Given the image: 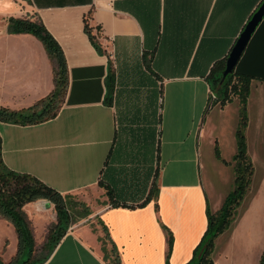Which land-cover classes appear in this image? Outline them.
Returning a JSON list of instances; mask_svg holds the SVG:
<instances>
[{
	"label": "crops",
	"instance_id": "0c3cea01",
	"mask_svg": "<svg viewBox=\"0 0 264 264\" xmlns=\"http://www.w3.org/2000/svg\"><path fill=\"white\" fill-rule=\"evenodd\" d=\"M263 1H0L6 7L0 20V107L30 109L56 88V62L37 37L10 34L11 17L41 22L68 69L56 118L35 125L0 121L5 166L63 196H99L93 202L89 195L88 222L71 224L43 264H116L117 258L120 264H167L168 254V264L193 259L209 214H218L234 189L238 152L240 99L208 110L209 77L229 58ZM236 72L252 78L245 136L254 173L212 257L215 264H260L264 19ZM37 205L24 207L35 242L47 215ZM0 228L15 230L19 246L13 224L0 217Z\"/></svg>",
	"mask_w": 264,
	"mask_h": 264
},
{
	"label": "trees",
	"instance_id": "16d2710c",
	"mask_svg": "<svg viewBox=\"0 0 264 264\" xmlns=\"http://www.w3.org/2000/svg\"><path fill=\"white\" fill-rule=\"evenodd\" d=\"M86 31L91 34V30L87 24ZM8 32L10 34H31L43 43L50 57L56 62L54 70L56 88L50 96L30 109L11 111L0 107V121L35 125L56 118L60 104L64 100L68 88V69L62 49L39 21L11 18L9 19ZM226 62L227 59L216 64L210 74L211 93L217 97V101H210L208 110L217 103L224 105L234 97L240 99V123L237 131L238 152L234 158L235 185L221 211L216 215L209 214L207 232L201 245L195 251L193 259L187 264H215L212 257L215 240L230 227L250 187L254 173L253 164L247 153L245 136L248 124L247 99L250 93L252 78L238 74L236 69L232 74L224 77ZM110 82H113L111 78ZM108 194L112 198L111 191H108ZM70 198L69 195H61L31 175L16 173L8 169L3 162L2 140L0 137V217L8 220L16 229L19 240V256L24 252L27 253V259L22 264L28 263L35 246V239L24 207L39 200H48L54 205L57 223L50 231L47 243L50 246L49 255L39 263L43 264L72 224V217L67 208V200ZM167 237L168 243L171 246L172 236L170 232L167 233ZM168 259L169 254L167 264L169 263ZM115 261L116 264H120L118 258ZM0 264L7 263L0 258ZM260 264H264V254Z\"/></svg>",
	"mask_w": 264,
	"mask_h": 264
},
{
	"label": "rangeland",
	"instance_id": "374dc122",
	"mask_svg": "<svg viewBox=\"0 0 264 264\" xmlns=\"http://www.w3.org/2000/svg\"><path fill=\"white\" fill-rule=\"evenodd\" d=\"M6 1L8 5H11L10 0H0ZM13 4H17L16 0H12ZM0 20L4 14L6 7H0ZM8 12H11L10 9ZM13 18V17H11ZM10 18V19H11ZM16 19V18H15ZM9 21V20H8ZM9 26V25H8ZM8 31V29H7ZM219 106L221 104H218ZM87 195V194H86ZM82 195H72L71 198L67 200V208L69 209L70 215L72 217V224H80L88 222V218L90 214V207H88V198L90 196V200L95 202L99 199L98 194L91 191V194L86 196ZM87 207V208H86ZM39 212H46L45 220L43 224L45 227L42 230V235L35 242L34 251L31 258L28 260L27 264H39L43 259H45L50 252V246H48V239L50 236V231L57 223V214L54 209V205L50 204L46 206L43 201H38L37 205ZM89 211V212H88ZM33 224L30 223V226ZM0 258L7 264H22L27 259V253L24 252L19 256L18 243L15 236V230L9 231L5 228H0Z\"/></svg>",
	"mask_w": 264,
	"mask_h": 264
},
{
	"label": "water",
	"instance_id": "95a60500",
	"mask_svg": "<svg viewBox=\"0 0 264 264\" xmlns=\"http://www.w3.org/2000/svg\"><path fill=\"white\" fill-rule=\"evenodd\" d=\"M264 19V1L259 7L258 11L254 14L251 21L246 26L244 32L236 42L234 48L232 49L229 58L226 62V70L224 72V77H227L228 75L232 74L234 70L236 69V66L241 59L252 35L256 31L259 24Z\"/></svg>",
	"mask_w": 264,
	"mask_h": 264
},
{
	"label": "built area",
	"instance_id": "2783aa9c",
	"mask_svg": "<svg viewBox=\"0 0 264 264\" xmlns=\"http://www.w3.org/2000/svg\"><path fill=\"white\" fill-rule=\"evenodd\" d=\"M210 101H212V102L217 101V97L213 93H210Z\"/></svg>",
	"mask_w": 264,
	"mask_h": 264
}]
</instances>
